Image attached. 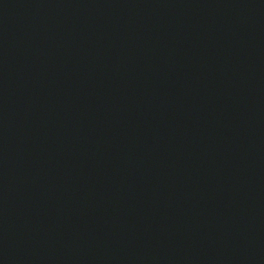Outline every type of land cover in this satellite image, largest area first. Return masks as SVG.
I'll list each match as a JSON object with an SVG mask.
<instances>
[{
    "label": "water",
    "instance_id": "water-1",
    "mask_svg": "<svg viewBox=\"0 0 264 264\" xmlns=\"http://www.w3.org/2000/svg\"><path fill=\"white\" fill-rule=\"evenodd\" d=\"M0 264H264V0H0Z\"/></svg>",
    "mask_w": 264,
    "mask_h": 264
}]
</instances>
